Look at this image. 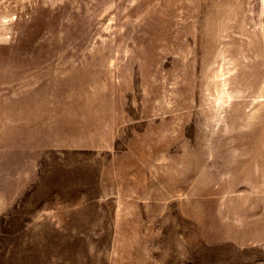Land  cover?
Listing matches in <instances>:
<instances>
[{"label":"rangeland","instance_id":"obj_1","mask_svg":"<svg viewBox=\"0 0 264 264\" xmlns=\"http://www.w3.org/2000/svg\"><path fill=\"white\" fill-rule=\"evenodd\" d=\"M0 264H264V0H0Z\"/></svg>","mask_w":264,"mask_h":264}]
</instances>
